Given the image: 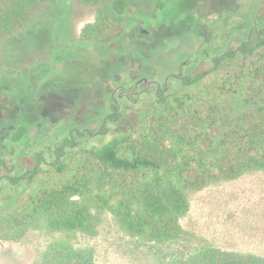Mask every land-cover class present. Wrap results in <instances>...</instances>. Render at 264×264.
Masks as SVG:
<instances>
[{
  "label": "trees",
  "instance_id": "1",
  "mask_svg": "<svg viewBox=\"0 0 264 264\" xmlns=\"http://www.w3.org/2000/svg\"><path fill=\"white\" fill-rule=\"evenodd\" d=\"M75 1L96 6L81 39L108 50L129 0ZM50 2L0 0V42L38 24ZM158 2L156 9L164 5ZM172 19H179L178 12ZM1 54L0 44V75L6 71ZM27 132L19 125L11 140H23ZM73 152L59 149L48 176L36 179L39 170H31L24 182L14 177V190L25 185L28 191L3 200L0 239L18 240L29 228L53 231L60 236L39 264H95V249L74 241L79 233L94 234L98 213L108 211L130 235L178 240L190 191L264 170V34L255 42L244 39L216 57L212 69L153 98L143 118L111 140ZM162 264H264V257L201 245Z\"/></svg>",
  "mask_w": 264,
  "mask_h": 264
},
{
  "label": "rangeland",
  "instance_id": "2",
  "mask_svg": "<svg viewBox=\"0 0 264 264\" xmlns=\"http://www.w3.org/2000/svg\"><path fill=\"white\" fill-rule=\"evenodd\" d=\"M163 1V7L156 9V0H129L128 14L119 19L108 50L100 43L81 39L82 28L95 19L96 6L75 0H51L38 24L2 40L6 71L0 75V158L18 172L32 167L41 145L49 146L53 135L65 134V128H58L67 113L75 125L102 132L86 136L74 152L111 140L140 121L153 100L151 95H144L123 117L107 121L108 130L103 132L102 120L110 113L115 86L128 82L138 70L141 75H151L150 70L140 67L141 62L158 67L159 77L164 78L171 61L181 62L200 47L197 53L203 62L198 72L204 71L211 67L205 51L217 44L218 52H223L226 43L220 38L227 27L236 47V39H247L256 18L259 27L263 24L259 13H264V0ZM175 12L178 20L172 19ZM255 40L253 36L252 42ZM95 66L98 71L107 68L105 76L111 78L105 82L104 91L93 85ZM90 71L91 84H84V76ZM119 75L122 81L116 80ZM41 107L47 116L38 117ZM17 109L18 120L13 118ZM19 125L27 126L28 132L21 142H14L11 135ZM50 172L45 165L36 179ZM19 186L16 190L4 187L0 206L5 197L24 196L28 190ZM188 197L190 210L181 218L183 234L176 241L157 243L130 235L110 212L102 211L96 232L79 233L74 242L95 249V264H162L180 251L201 245L264 257V170L190 191ZM59 236L29 228L18 240L0 239V264H39L46 246Z\"/></svg>",
  "mask_w": 264,
  "mask_h": 264
},
{
  "label": "flooded vegetation",
  "instance_id": "3",
  "mask_svg": "<svg viewBox=\"0 0 264 264\" xmlns=\"http://www.w3.org/2000/svg\"><path fill=\"white\" fill-rule=\"evenodd\" d=\"M158 1L156 2L155 8L158 7ZM259 18L263 23L262 27L258 26L257 22L259 21V19L256 18V25L253 24V26H251L249 29V34L247 37V40L249 42L253 40V36L257 38L258 35L264 34L263 12L259 13ZM134 24H136V22H134ZM141 30L142 32H147L146 29L142 28ZM230 31L227 27L225 29V33L220 38L223 43H226L223 52H218L220 46L217 44H215L212 50L205 51L204 57H210L211 62V67L207 70H210L214 67L216 57H219L222 54H227L228 49L234 50L238 48L239 43L244 40L239 36L236 39V47H233L235 38L233 36L230 37ZM211 42L216 43L213 41ZM199 49L200 47H196V49L187 54L185 60H182L181 62L171 61V63L169 64L170 71L164 78L159 77L160 72L158 70V67H154L153 65H149L147 63L143 64L141 62L140 67H144V69L150 70L151 75H141L142 71L138 70L132 75L133 78L131 77L128 82H119L115 86L110 95V113H108L102 120V128H104L103 132H106L108 130V127L106 125L107 121L113 122L123 117L129 110L134 107V105L139 103V101L144 95H149V97L151 95L152 100L153 98H156L159 95L171 94L174 90H176L183 84V82L187 79L188 76L203 72H198V68L201 67L203 62L202 56L198 55L197 53ZM96 68L97 67L95 66L94 70L96 73L92 76L94 77L93 85L94 87H98L99 90L104 91L106 90L105 82H108L111 78L105 76L107 68H101L100 71H98V69ZM90 75L91 71L84 76V84L88 83L90 79L89 77H91ZM116 80L122 81L121 76H117ZM131 88H133V91L130 92ZM11 106H13V104ZM20 108L21 107H18V109ZM18 109L17 112L13 114V118L17 119V116L20 115L21 109L19 110V112ZM37 115L38 117H41L43 115L47 116L48 112L44 109L42 110L41 107V109L37 110ZM62 128L66 129L65 134L61 136L59 134L53 135L54 139L51 140L49 146L41 145L39 151H37V153H35V155L33 156V160L35 159V161L33 162L32 167L30 166L28 168H25L24 171L18 172L17 167H10L6 159L0 158V194L3 195V193L5 192V186H9L11 188L16 186V182H14V177L18 180V182H20L26 178L27 174L29 175L31 170H40L45 165H52L53 159L55 158L54 156L59 151V149L64 155H68L69 153H72L74 151V148H77L81 145V143H83V140L86 136L89 137L95 134L102 133L101 131L93 132L90 127H80L79 125H75V121L73 119L70 120L68 113L67 115H65L64 120L58 130ZM49 134L47 136H49ZM21 141L22 140H20V142ZM3 200H7V197H5Z\"/></svg>",
  "mask_w": 264,
  "mask_h": 264
}]
</instances>
